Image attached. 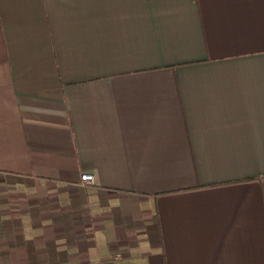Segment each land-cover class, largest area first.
Returning <instances> with one entry per match:
<instances>
[{"label": "crops", "instance_id": "obj_1", "mask_svg": "<svg viewBox=\"0 0 264 264\" xmlns=\"http://www.w3.org/2000/svg\"><path fill=\"white\" fill-rule=\"evenodd\" d=\"M0 264H264V0H0Z\"/></svg>", "mask_w": 264, "mask_h": 264}, {"label": "built area", "instance_id": "obj_2", "mask_svg": "<svg viewBox=\"0 0 264 264\" xmlns=\"http://www.w3.org/2000/svg\"><path fill=\"white\" fill-rule=\"evenodd\" d=\"M81 180L84 184H91L94 182V174L85 172L81 175Z\"/></svg>", "mask_w": 264, "mask_h": 264}]
</instances>
